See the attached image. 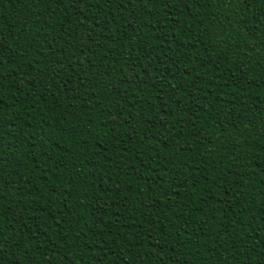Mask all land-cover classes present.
I'll return each instance as SVG.
<instances>
[{"label": "trees", "instance_id": "trees-1", "mask_svg": "<svg viewBox=\"0 0 264 264\" xmlns=\"http://www.w3.org/2000/svg\"><path fill=\"white\" fill-rule=\"evenodd\" d=\"M0 264H264V0H0Z\"/></svg>", "mask_w": 264, "mask_h": 264}]
</instances>
